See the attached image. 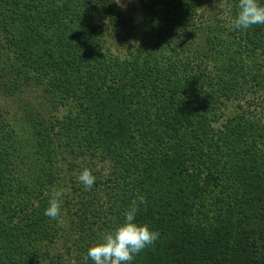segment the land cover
I'll list each match as a JSON object with an SVG mask.
<instances>
[{
  "label": "trees",
  "instance_id": "trees-1",
  "mask_svg": "<svg viewBox=\"0 0 264 264\" xmlns=\"http://www.w3.org/2000/svg\"><path fill=\"white\" fill-rule=\"evenodd\" d=\"M133 3L0 0V89L23 103L0 111V264H85L139 196L161 235L130 264H264V24L235 29L239 0Z\"/></svg>",
  "mask_w": 264,
  "mask_h": 264
},
{
  "label": "clouds",
  "instance_id": "clouds-1",
  "mask_svg": "<svg viewBox=\"0 0 264 264\" xmlns=\"http://www.w3.org/2000/svg\"><path fill=\"white\" fill-rule=\"evenodd\" d=\"M120 8L127 6L128 0H113ZM238 13L233 20L235 29H247L254 25L264 24V6L258 0H239ZM79 181L90 190L95 184V176L91 170L84 169L78 176ZM63 189H52L49 207L44 215L56 219L61 214V198ZM144 196L132 202L125 213V222L113 231L106 232L101 241L88 249L84 257L85 264L90 258L94 264H130L136 255L145 248L154 246L160 239V232L152 231L147 225L135 223L137 212L141 205H146Z\"/></svg>",
  "mask_w": 264,
  "mask_h": 264
},
{
  "label": "rangeland",
  "instance_id": "rangeland-1",
  "mask_svg": "<svg viewBox=\"0 0 264 264\" xmlns=\"http://www.w3.org/2000/svg\"><path fill=\"white\" fill-rule=\"evenodd\" d=\"M115 5H116V8L120 9L121 11L132 10L134 8L133 0H128L127 6L124 9L117 6L116 3H115ZM137 12L138 11L136 10V13ZM137 31H139L138 27L136 28V30L130 31L129 29L125 28L121 32L110 33L109 37L107 38L106 46L109 47V49H111V51H113L114 53L124 55L126 53V48L130 44V42L133 41L132 38H130V37L133 36V34L137 33ZM19 97H21V96H19ZM22 97H25L30 102L36 104V102H37L36 99H41L42 93H41V91H38V93H35V94H33V93H28L25 95L22 94ZM47 101L48 100H46L44 102L46 103ZM21 104H23V103L21 101L19 102L16 95L10 96V94H7L5 91L3 92V89H0V111H4L6 108L14 111V110H17L19 108H22ZM49 107L50 108L52 107V105L50 103H49ZM65 113H66L65 108H60L59 110L56 111V114L59 117H63ZM17 135L20 139L22 138V141L24 140L25 137L27 138V134H25V135L23 134L22 128L17 130ZM81 160H83V159H81ZM95 163L103 170V173L105 175L110 173L109 172L110 168H109V165L107 163H100V162L98 163L97 161H95ZM75 208L76 207H74L73 209H75Z\"/></svg>",
  "mask_w": 264,
  "mask_h": 264
}]
</instances>
